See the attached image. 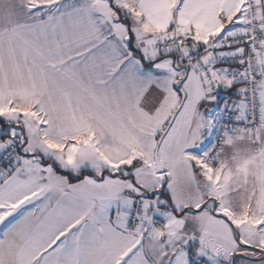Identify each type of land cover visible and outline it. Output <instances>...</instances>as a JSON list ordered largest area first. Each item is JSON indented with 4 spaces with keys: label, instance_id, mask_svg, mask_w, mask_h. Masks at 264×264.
<instances>
[{
    "label": "snow or ice",
    "instance_id": "obj_1",
    "mask_svg": "<svg viewBox=\"0 0 264 264\" xmlns=\"http://www.w3.org/2000/svg\"><path fill=\"white\" fill-rule=\"evenodd\" d=\"M0 264H264V0H0Z\"/></svg>",
    "mask_w": 264,
    "mask_h": 264
}]
</instances>
